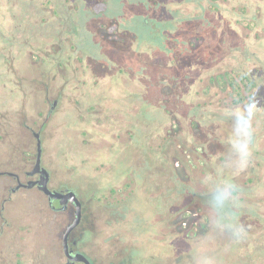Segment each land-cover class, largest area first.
I'll return each mask as SVG.
<instances>
[{
  "label": "flooded vegetation",
  "instance_id": "obj_1",
  "mask_svg": "<svg viewBox=\"0 0 264 264\" xmlns=\"http://www.w3.org/2000/svg\"><path fill=\"white\" fill-rule=\"evenodd\" d=\"M87 1L92 0H37L34 6L47 2L51 10L34 14L37 29L28 36L35 42L23 39L18 46L10 35L3 40L8 52L23 48L22 53L34 55L16 72L10 66L17 57L10 61L6 55L7 77L0 83V264H264V196L254 199L258 193L249 178L257 176L259 185L264 156L258 153L256 165L251 157L245 187L238 188L236 202L223 213L244 229L241 239H233L217 225L219 214L209 205L212 182L228 177L218 175L217 158L206 149L217 142L211 130L220 116L217 110L201 103L202 95L184 108L185 94L171 87L170 93L178 96L173 107L164 94L169 79L154 83L152 64L137 62L138 41L146 39L133 28L130 14L111 12V0H101L108 8L97 13L103 22L95 25L101 37L91 47L86 44L90 29L80 21L90 14L76 12L75 5ZM145 1L144 24L165 41L173 18L165 14L160 21L157 13L154 20L152 0ZM232 2V11L247 7L242 0ZM158 22L163 26L156 32ZM153 42L146 40V53ZM223 74L204 87L211 102L218 96L211 95L213 85L231 90L233 100L234 81L240 86L244 80ZM156 99L161 107L155 106ZM78 138L82 151L75 152ZM39 153L40 169L49 177L47 188L74 192L81 202V220L67 238L77 207L41 189L42 173H31ZM80 177L87 202L73 189ZM236 178L233 173L227 180L235 184ZM205 179L209 187L198 188ZM31 197L34 221L10 222L9 207L18 208ZM121 229L130 252L122 245ZM30 231L35 235L23 238ZM218 243L224 246L218 248Z\"/></svg>",
  "mask_w": 264,
  "mask_h": 264
},
{
  "label": "rangeland",
  "instance_id": "obj_2",
  "mask_svg": "<svg viewBox=\"0 0 264 264\" xmlns=\"http://www.w3.org/2000/svg\"><path fill=\"white\" fill-rule=\"evenodd\" d=\"M111 1L113 2L111 12L130 14L133 28L141 38L154 41L152 45L150 44L152 50L151 52L148 51V53L145 50L147 47L145 45L146 40L138 41L140 44H138L136 53L137 62L139 65L145 62L152 64L151 76L154 83L162 81L163 78L169 79L170 87L164 90V94H169L167 97L172 100L170 103L174 104L173 107L177 108L178 96L176 97L170 93L173 90H171V87H174V93L180 90L185 94L183 100L184 108L197 103L196 98H198V95H202L201 103L207 102L208 109L217 110L216 112L220 116L217 118L218 122L214 123L216 125L214 130L213 126L211 128L212 133H215L217 137V142L206 145V149L217 158V162L219 163L216 169L218 175L221 178H224V175H228L223 181H228L227 178L234 173L237 177L235 185L237 188H244L246 184L244 173H246L247 169L243 170V173H240L241 171L236 172L231 168H224L222 166L224 160L231 154L230 140L234 125L232 119L225 115V110L234 106L233 100L229 96L231 90H221V87L225 86L213 85L215 87L212 88L211 95H218L213 102L208 100L210 98L209 95L204 96L202 92L206 83L207 87L210 86V78L220 76L221 74L225 77L223 73L228 71L230 75L237 77L238 80L240 79L238 77L240 71L249 75L257 84V87L254 89L251 87L244 90L242 83H240L244 97L246 99L250 98L252 102L264 103V0H242L247 4L244 12H242L241 7H235L232 11V0H219L217 3L213 2V0H152V3H150L152 4V10L150 9L149 14L152 15L154 13V20L157 13L159 20L166 16L170 19L173 18L169 22H172L174 27L171 26L172 29H169L168 33H166L167 38L165 41H161L162 37L158 35L159 33L153 34L151 31H148L144 24V15L148 12L145 0ZM33 2H37V0H0V83L2 82V78L7 77L4 70V62L7 60L6 55L10 56V61H14L15 57H17L16 60L18 61L16 65L12 63L10 66L13 72H16L18 68L24 67L28 61L32 60L31 56L34 54L26 53L25 51L22 53L23 48L11 50L12 53L8 52L4 48L5 43L3 40L7 35H10L13 41H15V45L18 46L24 45L23 39L27 40L30 38L28 43L35 42L32 34L28 36V33H33V30L37 29L36 25H34L35 21L32 20L36 17L34 14L40 9L50 12L51 3L44 2L43 4L34 6ZM106 2L92 0L87 1L86 4L78 2L75 5L77 8L76 12L90 14V19L84 20V18L80 21L83 25L87 24L90 29L88 42H85L90 47L92 43L94 44V41L101 37L100 34L103 33L96 29L95 25L103 23L97 13L104 12L103 8L105 6V8H108ZM216 4L219 6L218 13L214 11ZM80 22L78 21V23ZM28 23L32 26H28ZM162 26L163 24L158 22V25L154 27L155 31L157 32L158 28L161 29ZM26 28H28V32L25 34L24 29ZM112 29L114 27H111ZM165 46H169V49H166ZM106 48L108 50L111 49ZM92 56H94L93 53H91L90 57L92 58ZM176 78L177 80H174ZM178 80H181V84L179 85L175 84ZM161 92L160 86L158 93ZM252 95L254 98L251 97ZM219 98L224 99L219 101ZM154 103L157 108L161 107V103L157 99ZM255 128L256 134L252 153V157H255L253 159L255 162H253V165L258 158L256 153L260 152L264 156V140L258 142L259 135L264 132V113L258 116ZM208 130L209 128L207 127V133ZM75 143V152L82 151L80 149L81 139L78 138ZM258 175L260 177V180L258 179L259 185H257V176L253 177L252 174L249 176L250 179H254L253 181L250 180V187H254V190L258 193L257 197L254 198L255 200L264 196V174L261 175L258 172ZM219 176L218 178H220ZM79 180L81 182L79 181V183L75 184L76 187H73V189H77L81 198L87 202L88 196L85 195V192H82L80 186L84 180L82 177ZM218 182H222V180ZM208 187L209 181L207 179L202 181L201 186H198V188L202 189ZM209 188H212V185ZM34 205L35 198L31 197L30 202L26 201L18 208L15 206L9 207L10 222L30 223L34 221ZM137 222L141 224L140 220ZM119 232L122 233V245L127 247V252H130L131 246L129 241L125 239L124 230L121 229ZM34 235L35 232L30 231L24 232L22 236L29 239ZM224 238V235H221L218 240L224 241ZM221 246L224 245L219 244L218 248ZM222 252H226V249H223ZM237 252H239L238 249Z\"/></svg>",
  "mask_w": 264,
  "mask_h": 264
},
{
  "label": "clouds",
  "instance_id": "obj_3",
  "mask_svg": "<svg viewBox=\"0 0 264 264\" xmlns=\"http://www.w3.org/2000/svg\"><path fill=\"white\" fill-rule=\"evenodd\" d=\"M262 113L264 103L252 102L250 98L225 110V115L232 119L234 127L230 140L231 154L224 160V168H231L236 172L247 168L253 153L255 122ZM212 183L209 205L219 214L217 225L228 231L233 239L239 240L243 236V227L229 223L223 214L229 204L236 202L238 188L231 181Z\"/></svg>",
  "mask_w": 264,
  "mask_h": 264
},
{
  "label": "water",
  "instance_id": "obj_4",
  "mask_svg": "<svg viewBox=\"0 0 264 264\" xmlns=\"http://www.w3.org/2000/svg\"><path fill=\"white\" fill-rule=\"evenodd\" d=\"M40 153L38 155V159L37 162L34 166V169L32 170V174H35L37 172H41L42 173V179L40 181L41 184V189L51 198H57L61 200V203H67L68 201L75 203L76 207H77V212H76V219L74 221V223L69 226L67 232H66V238L68 237L69 233L72 231V229H74L80 222L81 220V202L78 199V197L76 196V194L74 192H69L66 194H62V193H58V192H51L48 188H47V182H48V173L46 170L41 171L40 169ZM77 259V258H76Z\"/></svg>",
  "mask_w": 264,
  "mask_h": 264
},
{
  "label": "trees",
  "instance_id": "obj_5",
  "mask_svg": "<svg viewBox=\"0 0 264 264\" xmlns=\"http://www.w3.org/2000/svg\"><path fill=\"white\" fill-rule=\"evenodd\" d=\"M223 75L225 76V74H223ZM238 77L244 79V80H242L243 81L242 85H243L244 90L247 89V88H251V87H254V88L257 87V84L255 82H252V81L248 80L249 75H246L244 72H240L239 71ZM232 86L234 87V93H235V97L233 99L234 105H237V104L241 103L242 101L247 100L244 97V95L242 94L241 85L239 86L237 84V82L234 81ZM256 155H258V154L256 153Z\"/></svg>",
  "mask_w": 264,
  "mask_h": 264
}]
</instances>
